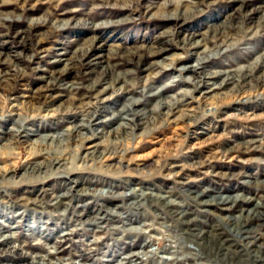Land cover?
<instances>
[{
    "label": "rangeland",
    "instance_id": "rangeland-1",
    "mask_svg": "<svg viewBox=\"0 0 264 264\" xmlns=\"http://www.w3.org/2000/svg\"><path fill=\"white\" fill-rule=\"evenodd\" d=\"M40 259L264 264V0H0V264Z\"/></svg>",
    "mask_w": 264,
    "mask_h": 264
},
{
    "label": "bare ground",
    "instance_id": "bare-ground-1",
    "mask_svg": "<svg viewBox=\"0 0 264 264\" xmlns=\"http://www.w3.org/2000/svg\"><path fill=\"white\" fill-rule=\"evenodd\" d=\"M113 80V79H112ZM138 104V103H137ZM132 105V104H131ZM134 105V104H133ZM129 107V106H128ZM163 107V106H162ZM131 110V109H130ZM121 116V115H120ZM122 123H121V127H123L124 129H130V123H132L133 122V120H129L127 117H122ZM87 128V127H86ZM62 140H63V138H62ZM56 162V161H55ZM139 256H141L140 254H139ZM139 256L138 255H135V256H132L133 257V259L134 258H137V259H140L139 258ZM193 258V257H192ZM130 259H132V258H130ZM171 260V259H170ZM31 264H51V263H47V260H45V259H40V260H37V261H34L33 263H31ZM56 264H65V263H62V262H58V263H56Z\"/></svg>",
    "mask_w": 264,
    "mask_h": 264
}]
</instances>
